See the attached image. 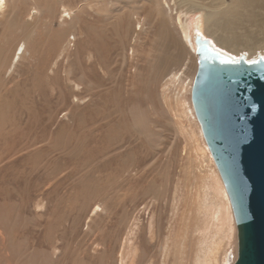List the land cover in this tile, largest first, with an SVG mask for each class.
<instances>
[{"label":"rangeland","instance_id":"rangeland-1","mask_svg":"<svg viewBox=\"0 0 264 264\" xmlns=\"http://www.w3.org/2000/svg\"><path fill=\"white\" fill-rule=\"evenodd\" d=\"M160 1L164 15L139 0H7L0 11V264L234 263L232 210L211 224L222 181L186 86L194 24L223 52L209 27L224 7ZM222 1L264 23V0Z\"/></svg>","mask_w":264,"mask_h":264},{"label":"water","instance_id":"water-1","mask_svg":"<svg viewBox=\"0 0 264 264\" xmlns=\"http://www.w3.org/2000/svg\"><path fill=\"white\" fill-rule=\"evenodd\" d=\"M193 40L190 101L232 210L233 264H264V57L233 60L207 39Z\"/></svg>","mask_w":264,"mask_h":264},{"label":"bare ground","instance_id":"bare-ground-1","mask_svg":"<svg viewBox=\"0 0 264 264\" xmlns=\"http://www.w3.org/2000/svg\"><path fill=\"white\" fill-rule=\"evenodd\" d=\"M121 1L122 2H130L133 0H121ZM139 1L151 2L154 5V8H155L157 15H164L165 14L164 7H163L160 0H139ZM209 1L212 4L218 5V6H216L217 8L224 7L222 10V13H221V16H222L221 19L217 20V22L215 24H214V22H212L211 27H209L211 30V31L209 30L211 32V34H215L217 32H220V38L218 37L216 39V43L223 50V53H226L227 55H229L233 60H236L241 56H243L244 59H246L247 61L254 60L258 56L264 57V53L263 54L258 53L259 55L258 56L254 55V57L253 56L251 57V55L249 56V54H251V52H256V50L259 48H260L259 50H261L262 42H264V23H262L260 19H259V22H260L259 23L257 21L258 19L255 16H252L254 14L250 15V12L249 13L245 12L244 8L240 9V10H238L237 8H235V9L229 8L228 6L223 5L222 0H209ZM241 1L242 0H235L234 6H239L238 8H240V6L242 5ZM247 1H249V3H251L252 0H247ZM253 4H255V3H253ZM6 6H7V0H0V11H2L4 8H6ZM36 9H40V8H36ZM258 10L260 12L262 11L261 8H259V7H258ZM38 11L39 10H34L33 15H31L29 13H28V15L30 17H34L36 14H38ZM61 12L67 14L69 16V18L71 17L69 9L62 7ZM263 17H264V15H263ZM243 22H245V26H243V24H244ZM195 23L196 24H194L195 25L194 30L197 32V35H200L198 33L200 30L199 21H196ZM27 24H28L27 22H23V25L25 27ZM255 25L260 27L256 31L254 29ZM140 28H141V24L139 23V29ZM182 33L184 36L185 44L188 42V40L190 43L191 37H188V34L184 30H182ZM257 36H259V38H256ZM192 44L193 43H191V45ZM223 46H225L227 49H229L233 52H238V54H240V55L239 56H233L232 54H230L226 50H224L222 48ZM28 47H29V43H28L27 39H21L19 44L16 45V47L13 51L11 61H10L11 67H14L21 59H23L26 51L28 50ZM192 48H193V45H192ZM239 51L246 52L248 54V56H245V54H241V52L239 53ZM176 76H178L177 73H172L171 77L169 78V81L173 82L174 79L176 78ZM178 80H179V78L176 79V81H178ZM192 82H193V78L191 77L188 81V84L186 85L188 87V89L190 88V86H192ZM220 184H221L222 193L224 194V195H221V201L224 204V199L222 196H225L227 199L226 200L227 206L223 207V204H220V202H219V204L216 206V208L212 212V217H211L212 219L211 220H213V221H211V224H213L212 222H218L221 225H223L225 223H230L229 219L226 216H224V214L226 212H228V208L231 209V207H230L229 199H228V196L226 194V191L224 189L222 182ZM97 209H98V206H96L95 211H97ZM207 228H210V227H207ZM120 264H122V262H120Z\"/></svg>","mask_w":264,"mask_h":264},{"label":"snow or ice","instance_id":"snow-or-ice-1","mask_svg":"<svg viewBox=\"0 0 264 264\" xmlns=\"http://www.w3.org/2000/svg\"><path fill=\"white\" fill-rule=\"evenodd\" d=\"M233 63H235L236 61H232Z\"/></svg>","mask_w":264,"mask_h":264}]
</instances>
